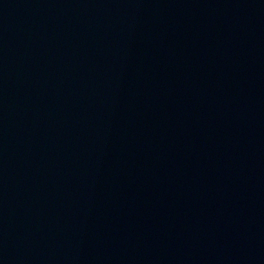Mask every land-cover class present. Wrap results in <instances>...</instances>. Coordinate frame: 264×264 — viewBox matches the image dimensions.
Returning a JSON list of instances; mask_svg holds the SVG:
<instances>
[{
	"label": "water",
	"instance_id": "95a60500",
	"mask_svg": "<svg viewBox=\"0 0 264 264\" xmlns=\"http://www.w3.org/2000/svg\"><path fill=\"white\" fill-rule=\"evenodd\" d=\"M264 166V0H0V232L104 192Z\"/></svg>",
	"mask_w": 264,
	"mask_h": 264
}]
</instances>
